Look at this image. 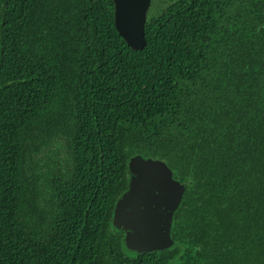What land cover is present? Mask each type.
Here are the masks:
<instances>
[{"label":"trees","instance_id":"16d2710c","mask_svg":"<svg viewBox=\"0 0 264 264\" xmlns=\"http://www.w3.org/2000/svg\"><path fill=\"white\" fill-rule=\"evenodd\" d=\"M0 0V264H264V0ZM158 5V6H156ZM189 181L175 246L113 226L131 157Z\"/></svg>","mask_w":264,"mask_h":264},{"label":"water","instance_id":"95a60500","mask_svg":"<svg viewBox=\"0 0 264 264\" xmlns=\"http://www.w3.org/2000/svg\"><path fill=\"white\" fill-rule=\"evenodd\" d=\"M114 27L132 50L145 46L144 27L151 0H112ZM128 187L118 197L112 224L124 231L135 252H154L175 246L170 237L172 215L189 181L172 178L160 159L135 155L128 162Z\"/></svg>","mask_w":264,"mask_h":264},{"label":"rangeland","instance_id":"374dc122","mask_svg":"<svg viewBox=\"0 0 264 264\" xmlns=\"http://www.w3.org/2000/svg\"><path fill=\"white\" fill-rule=\"evenodd\" d=\"M154 2H155V0H151V4H150V7H149V9L147 11V15L153 10ZM157 4H159V0L157 1ZM156 6H158V5H156Z\"/></svg>","mask_w":264,"mask_h":264}]
</instances>
